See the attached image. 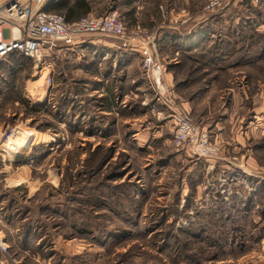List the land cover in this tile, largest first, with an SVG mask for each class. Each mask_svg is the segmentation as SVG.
I'll return each instance as SVG.
<instances>
[{
    "label": "rangeland",
    "instance_id": "374dc122",
    "mask_svg": "<svg viewBox=\"0 0 264 264\" xmlns=\"http://www.w3.org/2000/svg\"><path fill=\"white\" fill-rule=\"evenodd\" d=\"M208 1L91 0V15L117 11L129 29L153 31L157 41L164 31L190 33L224 9L207 12ZM242 1L230 2L219 33L250 26L244 32L260 39L250 44L263 50L264 0H251L260 14L252 7L247 13ZM158 51L164 92L139 51L107 36L49 52L53 85L46 84L49 71L29 59L0 72V230L14 236L31 227L43 239L28 251L9 245L15 259L200 264L182 257L178 263L181 241L170 251L160 235L196 238L213 220V229H233L237 239L205 264H264V76L251 83L235 70L226 84L219 74L206 88L192 87L186 74L197 66L178 52ZM106 98L114 102L109 110ZM178 111L206 128L217 157L195 159L173 146Z\"/></svg>",
    "mask_w": 264,
    "mask_h": 264
},
{
    "label": "built area",
    "instance_id": "2783aa9c",
    "mask_svg": "<svg viewBox=\"0 0 264 264\" xmlns=\"http://www.w3.org/2000/svg\"><path fill=\"white\" fill-rule=\"evenodd\" d=\"M59 0H0V63L18 52L31 60L35 67L48 70L47 85H53L52 65L46 56L58 44L78 47L87 37L107 36L123 41V45L139 51L143 67L157 90L164 92L163 64L159 58L156 35L140 27L129 29L123 17L113 11L107 15L88 14L75 21H67L61 14L49 11ZM233 0H209L205 10L218 12ZM172 144L195 159L215 158L218 146L207 131L195 124L186 112L174 115ZM11 140V139H10ZM13 145L7 142L5 146ZM7 154V153H5ZM0 264H24L10 254L5 238L0 235Z\"/></svg>",
    "mask_w": 264,
    "mask_h": 264
},
{
    "label": "trees",
    "instance_id": "16d2710c",
    "mask_svg": "<svg viewBox=\"0 0 264 264\" xmlns=\"http://www.w3.org/2000/svg\"><path fill=\"white\" fill-rule=\"evenodd\" d=\"M130 2L131 0H129V3ZM230 4L231 3L225 6L224 9L222 8L223 10L219 14L213 15L206 21L200 22L190 33L188 30L185 34H182V37L177 32L164 31V34L161 33L159 39L157 38V45L160 47V50L167 51L170 55L173 52H178L181 54L182 59L185 58L188 62L197 66L195 69L187 70L186 74L188 76L186 81L188 84H191L192 87L203 82L206 88V84L209 85L220 78L219 74L223 75L221 85L222 83L226 84L231 73L235 70L244 71L248 74L251 83H255L259 78L264 76V49L257 50L259 44H250L253 40L260 43V39L258 36L251 37L247 32H244V30L246 29L247 31V28H250V26L242 27V31L237 29L236 32H228L224 36L219 33L218 27L221 24L220 22L226 18L227 10L232 7ZM239 5H242V9L247 10V13L252 7L260 14V12L254 8L251 0H243ZM48 10L63 15L67 21L71 22L91 14V0H59L57 3L50 5ZM247 24L246 22V25ZM225 38L227 41L224 40ZM195 40H198L197 44L196 42L194 43ZM250 47L252 49L255 47V50H251ZM23 60H28V58L18 52L10 54L4 62L0 63V72L4 70L5 66L7 67L9 65L21 67L23 65ZM104 103L107 110L111 109L114 105L112 98H106ZM256 145L261 147L262 142H258ZM259 187L264 191L263 182L259 184ZM218 208L221 209L223 213L227 211V207H225L223 203H219ZM243 208L244 206H237L236 209L240 210ZM8 211L10 212V208L5 211L6 215ZM11 216L8 214V216L5 217L10 220L13 218H11ZM207 223L211 225L210 221ZM211 223V230L206 229L198 233L196 238H190L191 236H184L183 234L181 236L180 233L176 235L172 230L160 235V237L165 241L164 245L167 249L171 247L172 241H181L179 243L180 250H178L179 257L176 256V261L178 263L182 262L180 258L182 257L183 259L195 258L199 260L196 262L205 264L204 262L207 259L211 258V261L214 257L220 255L222 245L228 242H234L237 239L235 230H226L225 228L220 230L213 229L215 222L211 220ZM201 228H204V226ZM34 231L35 230L31 229V227H28L23 234L26 247L29 249H34L35 246H33V244L35 243L36 247L37 245H43L41 243L43 239L40 238V234ZM168 250L171 251V249Z\"/></svg>",
    "mask_w": 264,
    "mask_h": 264
},
{
    "label": "crops",
    "instance_id": "0c3cea01",
    "mask_svg": "<svg viewBox=\"0 0 264 264\" xmlns=\"http://www.w3.org/2000/svg\"><path fill=\"white\" fill-rule=\"evenodd\" d=\"M158 12V11H157ZM177 16H179V15H177ZM176 16V17H177ZM170 17V16H169ZM169 17H168V19L166 20V21H168V24H170L171 22V20L169 19ZM195 16L193 15V17H192V19L194 18ZM196 21V20H195ZM198 21V20H197ZM196 21V22H197ZM166 26H167V23H166ZM182 26H185V25H183V24H181L180 25V27H182ZM178 34H180V36L182 37L183 35L178 31L177 32ZM81 46V45H80ZM80 46H78V47H80ZM167 58V57H166ZM169 60H171V59H169ZM205 131H207L206 130V128H203ZM23 181H26V180H23ZM2 223H5L6 225H10V224H8L5 220H4V222H2ZM17 232H18V230H17ZM15 233V235L14 236H10V234L7 232V231H5V230H0V234L3 236V237H5L6 238V242L8 243V245H12V246H14V245H16V243H20V245L21 246H24V249L26 250V251H28V249H26V242H25V239H24V236L23 235H19L18 233ZM56 242H60V238H57L56 239ZM16 247V246H15ZM19 247V246H18ZM28 248V247H27Z\"/></svg>",
    "mask_w": 264,
    "mask_h": 264
}]
</instances>
